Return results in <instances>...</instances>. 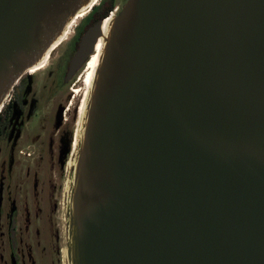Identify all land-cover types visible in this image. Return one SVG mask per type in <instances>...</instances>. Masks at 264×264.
<instances>
[{"label": "water", "instance_id": "95a60500", "mask_svg": "<svg viewBox=\"0 0 264 264\" xmlns=\"http://www.w3.org/2000/svg\"><path fill=\"white\" fill-rule=\"evenodd\" d=\"M90 3L0 0V112ZM114 7L76 52L98 59L65 171L64 264H264V0Z\"/></svg>", "mask_w": 264, "mask_h": 264}, {"label": "flooded vegetation", "instance_id": "af4514ba", "mask_svg": "<svg viewBox=\"0 0 264 264\" xmlns=\"http://www.w3.org/2000/svg\"><path fill=\"white\" fill-rule=\"evenodd\" d=\"M96 15L82 19L63 49L47 57L39 85L41 70L17 80L0 112V264H64L65 171L80 116L76 89L90 59L76 52ZM29 148L41 174L34 159L23 160Z\"/></svg>", "mask_w": 264, "mask_h": 264}, {"label": "bare ground", "instance_id": "6f19581e", "mask_svg": "<svg viewBox=\"0 0 264 264\" xmlns=\"http://www.w3.org/2000/svg\"><path fill=\"white\" fill-rule=\"evenodd\" d=\"M101 1L102 0H91V3L89 4V6L94 7V6L98 5L99 2H101ZM88 13L89 12L88 11H85V10H82L81 12H79L70 21V23L67 25V27L64 30L63 36L60 37V39L55 43V45L51 49H54L58 45L56 47V49H57L59 47V45L67 39V37H68V35L70 33V30H72V27H74L76 25V22H78V20H80V19H83ZM108 21L109 20H106L103 23V30H106ZM100 47H101V42L99 41V43L97 44V47H96L97 52L100 50ZM97 59H98V53L90 56V59L87 62V65H86V69L83 71V74L81 76V80H82L81 81V85H80L81 87L76 89V94L77 95H80V97H81V100H80L81 104H80V108H79V115H80V111L82 112L83 107H84V103H85V100H86V97H87V94H88V89L90 87V83H91L93 71H94V69H95V67L97 65ZM47 61H48V58L47 59L45 58L38 66L31 68L28 71V73L35 74L36 72H38L40 70H43V68L47 64ZM78 121H79V118H78L77 124L75 126V133L77 131ZM75 133H74V135H75Z\"/></svg>", "mask_w": 264, "mask_h": 264}, {"label": "rangeland", "instance_id": "374dc122", "mask_svg": "<svg viewBox=\"0 0 264 264\" xmlns=\"http://www.w3.org/2000/svg\"><path fill=\"white\" fill-rule=\"evenodd\" d=\"M114 1V8H118L120 5H121V3H122V0H113ZM100 4V3H99ZM98 4V5H99ZM98 5H96V6H98ZM81 20L82 19H80V20H78V22H76V25L74 26V27H72V30H70V33H69V35H68V37H67V39H69L72 35H73V33H74V30H75V28L79 25V23L81 22ZM66 42V41H65ZM64 42V43H65ZM63 45L64 44H61L57 49H56V52H60L62 49H63ZM42 73V70L40 71V72H38V74H37V80H36V82H37V84L39 85L40 84V80H41V74ZM83 73V72H82ZM46 112H48L49 110L48 109H46L45 110ZM37 120H38V115H35L33 118H32V120H31V125H33L35 122H37ZM38 123V122H37ZM36 124V123H35ZM34 124V125H35ZM33 125V126H34ZM22 145V147L24 148L25 147V145H24V143L23 144H21ZM22 148V149H23ZM26 153H29V154H31V156L29 157V158H27V157H24L23 158V160L24 161H28L29 162V164H30V162L31 161H33V159H34V156H35V154H36V152L34 153V154H32L33 153V149L32 148H29L28 150H27V152ZM27 156V155H26ZM34 161H35V167H36V171L39 173V174H41V172H42V170H40L39 168H38V164L36 163V159H34ZM59 198V196H58V192H57V195H56V198ZM63 242H64V240H63Z\"/></svg>", "mask_w": 264, "mask_h": 264}, {"label": "trees", "instance_id": "16d2710c", "mask_svg": "<svg viewBox=\"0 0 264 264\" xmlns=\"http://www.w3.org/2000/svg\"><path fill=\"white\" fill-rule=\"evenodd\" d=\"M99 7H102V8H99ZM113 7H114V1L106 0L103 3H101L96 9H93L90 16L95 13L97 14L96 15L97 20L103 19L108 16V14L113 10Z\"/></svg>", "mask_w": 264, "mask_h": 264}, {"label": "built area", "instance_id": "2783aa9c", "mask_svg": "<svg viewBox=\"0 0 264 264\" xmlns=\"http://www.w3.org/2000/svg\"><path fill=\"white\" fill-rule=\"evenodd\" d=\"M8 98H9V96H8L7 99H6L5 104H6L7 100H8ZM5 104H4V105H5Z\"/></svg>", "mask_w": 264, "mask_h": 264}]
</instances>
